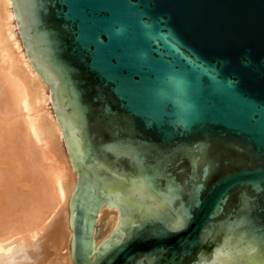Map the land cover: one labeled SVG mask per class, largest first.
Listing matches in <instances>:
<instances>
[{
	"label": "water",
	"instance_id": "1",
	"mask_svg": "<svg viewBox=\"0 0 264 264\" xmlns=\"http://www.w3.org/2000/svg\"><path fill=\"white\" fill-rule=\"evenodd\" d=\"M10 1L76 172L73 264H264V0Z\"/></svg>",
	"mask_w": 264,
	"mask_h": 264
},
{
	"label": "bare ground",
	"instance_id": "2",
	"mask_svg": "<svg viewBox=\"0 0 264 264\" xmlns=\"http://www.w3.org/2000/svg\"><path fill=\"white\" fill-rule=\"evenodd\" d=\"M0 58V264H73L68 207L76 172L54 111L47 108L49 86L18 37L10 0H0ZM118 220L117 209L101 205L94 250L111 237Z\"/></svg>",
	"mask_w": 264,
	"mask_h": 264
},
{
	"label": "rangeland",
	"instance_id": "3",
	"mask_svg": "<svg viewBox=\"0 0 264 264\" xmlns=\"http://www.w3.org/2000/svg\"><path fill=\"white\" fill-rule=\"evenodd\" d=\"M17 32H18V28H17ZM18 37L20 38V36H19V32H18ZM8 54H9L10 62L13 63V59H12V55H11L10 51L8 52ZM0 59H1V58H0ZM1 66H2V64H1V62H0V67H1ZM1 68H2V67H1ZM1 84H2V83H0V86H1ZM2 87H4L3 84H2ZM49 94H50V93H49ZM47 108L50 109V111L53 110V109H51V102H50V104H47ZM52 114H53V113H52ZM53 116H54V115H53ZM10 117H11V116H7V117H5V118H9V119H10ZM3 118H4V117H3ZM7 120H8V119H7ZM7 120H6V121H7ZM47 162H48V161H47ZM69 178H70V177H69Z\"/></svg>",
	"mask_w": 264,
	"mask_h": 264
}]
</instances>
